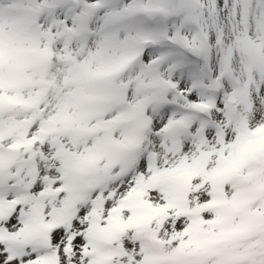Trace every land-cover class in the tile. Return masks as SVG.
Here are the masks:
<instances>
[{"label":"snow or ice","instance_id":"snow-or-ice-1","mask_svg":"<svg viewBox=\"0 0 264 264\" xmlns=\"http://www.w3.org/2000/svg\"><path fill=\"white\" fill-rule=\"evenodd\" d=\"M0 264H264V0H0Z\"/></svg>","mask_w":264,"mask_h":264}]
</instances>
